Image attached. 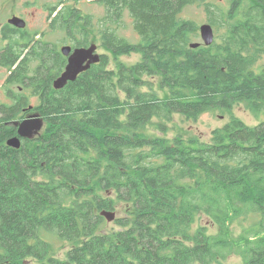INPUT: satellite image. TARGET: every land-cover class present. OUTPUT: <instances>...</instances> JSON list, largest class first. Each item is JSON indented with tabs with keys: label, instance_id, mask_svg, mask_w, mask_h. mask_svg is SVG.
<instances>
[{
	"label": "trees",
	"instance_id": "obj_1",
	"mask_svg": "<svg viewBox=\"0 0 264 264\" xmlns=\"http://www.w3.org/2000/svg\"><path fill=\"white\" fill-rule=\"evenodd\" d=\"M90 1L105 9L97 26L102 47L113 57L139 53L141 61L115 71L101 56L86 75L55 91L65 59L48 43L46 77L39 66L30 81L46 128L19 150L5 142L16 136L10 122L21 103L0 106V264H212L232 255L264 264V120L249 127L231 114L243 105L264 115V67L257 66L264 57V0H230L210 18L224 28L218 42L196 49L188 47L196 26L180 14L200 4L209 11L206 0ZM125 11L140 37L136 44L117 39L111 27ZM78 13L64 7L61 26L69 37L79 34L82 45L88 34L78 25L91 33L92 21ZM154 75L169 91L165 99L144 79ZM216 109L229 122L207 142L181 129L170 142L138 135L153 119L163 128L174 114L195 121ZM100 192L129 206L114 221L118 230L104 231L99 212L113 210L114 199ZM196 212L219 227L215 236L203 228L190 232ZM238 222L234 237L229 227Z\"/></svg>",
	"mask_w": 264,
	"mask_h": 264
},
{
	"label": "rangeland",
	"instance_id": "obj_2",
	"mask_svg": "<svg viewBox=\"0 0 264 264\" xmlns=\"http://www.w3.org/2000/svg\"><path fill=\"white\" fill-rule=\"evenodd\" d=\"M25 2L27 10H30L31 12V5L30 3H33L34 0H22ZM45 0H42L44 2ZM57 3L58 5L60 4L59 0H46L47 7H52V5H55ZM230 0H206V4L209 5V11L205 7V4H200V5H191L186 7L180 14V19L182 20H188L191 21L195 24L196 26V32L195 35L197 36L194 38V40L188 45L190 48V45H198L196 48H198L200 45H203L204 47H209L211 46L214 42H218V37L224 32V28L217 25L214 26L210 21V18L216 19L218 18V12H222L223 10H226L229 7ZM211 4V5H210ZM64 6H70L76 10H78L79 16L81 18L89 17L91 16V21H92V28H91V33H90V27L86 29V27L82 24L79 23L80 29H84L86 33L88 34V39L87 42L84 43L82 46H78L77 49H89L90 46H95V55L99 57V61L95 64H89V60H86L83 63V67H86L87 65L88 68L85 69L83 72L79 73L76 77L75 80L78 79V77H83L86 75L89 71L90 68L96 64H98L101 60V56H107L108 59V69L109 70H115L116 71V65L117 64H122L125 67H132L133 65L139 63L141 61V55L139 53L135 52H130L128 54H123L117 57H113L108 51H106L100 41V36L98 35V21H101L105 17V9L103 6H101L97 1H90V0H79V1H73L69 0L64 3ZM211 9V10H210ZM214 11L217 13V15H211V12ZM37 14H40L41 18L44 16L46 18L45 23L49 25L51 22L50 20V13L49 11L47 13H43L41 10L36 9L33 11ZM43 14V16H42ZM61 16V14H59ZM57 14V17L55 18L56 23H61L62 21V16L60 17ZM37 18H39V15H36ZM44 20V18H43ZM90 20V19H89ZM53 21V23H54ZM81 22V21H80ZM90 22V21H89ZM213 22H216L213 20ZM203 25H209L212 28L213 32V43L209 46H205L201 37H200V31L199 28ZM114 30V35L116 36L117 39L124 40L128 44H136L139 42L140 37L137 35V33L134 30L133 26V20L130 17L128 12H124L123 16L121 18V21L116 25V26H111ZM49 28V27H48ZM47 29V28H46ZM67 37V34L64 31H57L53 34L48 33L47 38L49 39L48 42L53 43V44H64V39ZM79 42V40H77ZM196 48H190V49H196ZM258 67H264V57L259 60L257 63ZM5 78V74L2 72L0 74V85L3 82V79ZM57 79V78H56ZM55 79V80H56ZM148 83L152 84L153 87V92L154 94L159 98V99H165L169 95V91L165 88L161 87L160 84V77L154 75L153 77H145L144 78ZM54 80V81H55ZM74 80V81H75ZM53 81V83H54ZM73 82V81H70ZM68 82V83H70ZM52 83V88L53 87ZM67 83V84H68ZM66 84V85H67ZM65 85V86H66ZM64 86V87H65ZM63 87V88H64ZM62 88V89H63ZM61 89V90H62ZM15 90V89H14ZM55 90V89H54ZM146 89H144L145 91ZM55 91H60V90H55ZM26 96L27 102H28V109L24 110L25 112H30L31 114L20 118L21 114L18 116V118L14 119L13 121L10 122V124L13 125V127L16 130V136L18 137L17 129L18 127L15 126V123H21L25 119H27L29 116L38 114V112L35 110L36 105L38 104L39 98L38 95H32L31 93L27 92ZM12 102L9 100L8 96L3 92V89L0 87V106H12L10 105ZM3 104V105H2ZM33 107H35L33 109ZM231 114L235 118L239 119L242 121L245 125L252 127L256 126L260 121L264 120V115L255 117L253 116L249 111L245 109L243 105H234L233 108L231 109ZM40 116V115H39ZM229 115L226 112H222L221 110H213L207 113H204L200 115L195 121H188L184 119L182 116L178 114H174L172 116V119L170 122H165L163 128H158L157 124H159V120L153 119L151 123L146 125L144 129H142L140 132H138V135L141 137H149V138H158L162 139L165 141H171L174 135L176 134L178 129H181L183 131H189L190 133L198 136L202 141L207 142L210 137V133L214 129H220L222 128L225 124L229 122ZM42 119V128L38 131L37 134L33 135L31 139H20V148L22 144L26 141H34L38 139L43 133L46 128V122L45 120L40 116ZM163 124V123H160ZM11 137V138H14ZM9 138V139H11ZM8 139V140H9ZM7 142V141H6ZM5 142V144H6ZM7 146V145H6ZM8 147V146H7ZM10 148V147H9ZM19 148V149H20ZM13 149V148H11ZM17 149V150H19ZM15 150V149H13ZM101 196H110L111 198L114 199V208L113 210H102L99 212V216L104 219L106 222L105 230L104 231H110L111 229L118 230V227L114 224V221L119 219L120 217H124L127 211L129 210V206L119 200H115V194L112 192H109L107 195H105L103 192H100ZM102 212H108L112 213L114 215V221L112 222H107L106 218L101 215ZM255 217H251L252 221L254 220ZM250 220L247 222L243 223L244 225H249ZM240 222L233 224L232 226L229 227V233L233 235L234 237H237L241 231L240 229ZM204 229L206 235L210 236H215L219 232V227L215 225L209 218H207L203 213L201 212H196L194 214V223L191 226L190 232L195 233L199 229ZM64 248L61 249L57 256L61 259L64 258L65 252L68 249L67 244H63ZM212 264H243L242 260L235 255H232L228 257L226 260H218L217 262H214Z\"/></svg>",
	"mask_w": 264,
	"mask_h": 264
},
{
	"label": "flooded vegetation",
	"instance_id": "obj_3",
	"mask_svg": "<svg viewBox=\"0 0 264 264\" xmlns=\"http://www.w3.org/2000/svg\"><path fill=\"white\" fill-rule=\"evenodd\" d=\"M59 1V5L55 3V5L48 8L46 0L44 2L42 0H34L33 3L29 4L32 7L30 12L22 0H0V74L2 72L5 74L0 87L11 100L12 103L10 105L14 106L17 103H21L19 108L23 112L18 119L31 114L24 110L28 109V96H26V93L37 94L35 91L36 83L34 82L30 85L31 79L35 78L33 72L40 66V78L46 77V45L48 43L53 44L48 42L47 34L63 31L61 23L53 24L57 14L59 15L65 7L61 0ZM36 9L41 10L43 13L49 11L51 20L49 25L45 23L46 18L43 14L41 18L40 14L33 12ZM36 15H39V18ZM79 36V34L74 37L67 35L64 39V44H53L65 59V65L56 78L64 72L68 57L78 48L79 42L77 40L80 41L81 37ZM64 46L71 48L68 56H64L61 53V48ZM37 52L39 56H37ZM22 64H24V68L20 69ZM39 106L40 101H38L36 108Z\"/></svg>",
	"mask_w": 264,
	"mask_h": 264
},
{
	"label": "water",
	"instance_id": "obj_4",
	"mask_svg": "<svg viewBox=\"0 0 264 264\" xmlns=\"http://www.w3.org/2000/svg\"><path fill=\"white\" fill-rule=\"evenodd\" d=\"M200 37L205 46H209L213 43V32L209 25H203L199 28ZM198 45H190V48H196ZM95 46H90L89 49H75L73 53L68 57V63L64 72L54 81L53 87L55 90H61L68 82L74 81L77 75L88 68L89 65L83 67V63L89 60V64H95L99 61V57L95 55ZM71 52V48L64 46L61 48V53L64 56H68ZM18 127V137L7 140L6 145L15 150L20 148V139H31L33 135L37 134L42 128V119L39 115L34 114L29 116L21 123H15ZM107 222L114 221V215L108 212H102Z\"/></svg>",
	"mask_w": 264,
	"mask_h": 264
}]
</instances>
